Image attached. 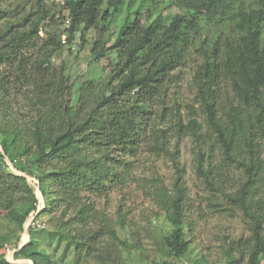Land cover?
Listing matches in <instances>:
<instances>
[{
	"label": "trees",
	"instance_id": "16d2710c",
	"mask_svg": "<svg viewBox=\"0 0 264 264\" xmlns=\"http://www.w3.org/2000/svg\"><path fill=\"white\" fill-rule=\"evenodd\" d=\"M28 2L0 0V18L6 22L0 28V65H16L23 75L27 71L24 80L34 87L30 126L0 118V169L7 168L8 157L19 172L38 181L43 201L27 228V243L16 247L13 259L58 264L38 246L40 237L53 233L66 247L88 255L104 230L110 238L107 248L117 243L131 255L135 244L121 239L115 228L125 230V217L119 213L117 222L106 219L89 198L117 185L127 175L125 157L147 144L155 154L169 156L175 170L172 187L155 180L152 195L171 226L163 236L161 251L167 260L162 264H182L191 240L178 149H169L166 130L150 122L149 115L167 77L195 52L201 59L193 75L195 100L223 160L243 173L234 194L223 193L250 219L251 236L243 244L245 264L264 263V198L257 190V182L264 184V0H174L179 12L168 19L157 7L139 14L131 8L134 0H32L33 10L19 15ZM125 5L126 14L118 22ZM89 31L95 33L91 43ZM62 34L70 46L76 39L80 48L89 45L95 62L114 55L113 69L99 81L97 94L93 82L87 83L73 102L68 74L63 66L56 72L52 64L63 48ZM36 48V59L29 63L27 53ZM7 83L0 79V93L6 92ZM175 116L176 133L195 142L196 171L211 186V172L203 168L202 124L193 110L185 125L178 111ZM9 176V182L0 177V209L10 210L23 229L37 211L38 200L25 177L11 171ZM57 208L60 215L53 230L36 227L39 216H51ZM96 221L99 228L93 230L90 224ZM240 242L235 244L239 247ZM106 256L111 264H121L116 254L107 251ZM227 258L228 264H240L231 253ZM0 264L13 263L0 254ZM188 264L208 262L201 257Z\"/></svg>",
	"mask_w": 264,
	"mask_h": 264
},
{
	"label": "rangeland",
	"instance_id": "374dc122",
	"mask_svg": "<svg viewBox=\"0 0 264 264\" xmlns=\"http://www.w3.org/2000/svg\"><path fill=\"white\" fill-rule=\"evenodd\" d=\"M173 2L174 0H134L131 8L132 10L138 9L139 14H144L146 11L157 7L165 19H168L179 12ZM31 3L32 0L23 6L24 9L19 10V15L33 10ZM8 6L7 3L6 8ZM126 6L123 7L118 22L126 14ZM5 23V20L0 18V28ZM116 29L117 24H113L112 30L115 31ZM39 35L41 38L44 37L43 31H40ZM87 36L91 43L95 33L89 31ZM113 39L114 36L111 42ZM69 47L63 46L61 52L52 58V64L56 72L61 66L64 67L72 84L71 93L73 102H75L79 87L84 84L93 82L94 93H98L103 82L100 83L99 81L105 80L113 69L114 55H109L100 62H95L90 57L89 45L80 48L79 39H76ZM36 53L37 48L27 53L31 58L29 63H33L36 59ZM200 63V57L192 52L187 55L180 67L170 73L165 81L162 97L156 98L150 105L152 111L149 115L150 122L156 121L155 123L160 124L158 125L159 129L166 130L169 149L175 147L178 149L177 159L181 168V182L186 195L185 221L190 225L189 236L191 240L189 252L182 264H188L191 260L201 257L205 258L208 264H228V253H231L240 264H245L247 256L243 244L251 236L250 219L228 197V195H233L235 189L240 185L243 173L241 168L223 160L221 150L216 144L213 134L207 129L199 104L195 100L196 90L193 85V75ZM16 68V65L11 64L0 65V79L6 83L9 82L6 92L0 93V118L5 117L16 125L28 127L31 116L29 97L34 87L24 80L27 71L24 70L23 75ZM32 75L31 73L30 77ZM161 108L165 109L162 110ZM192 110L197 121L202 124L199 134L204 154L203 168L208 169L209 173L211 172L209 175L211 186L207 185L196 171L197 147L195 142L189 136L178 135L175 130V112H179L185 125ZM161 112L163 114L162 119H157L156 115L161 114ZM147 138L148 135L143 139ZM139 148L133 157H125V160L129 162L127 175L111 190H108L105 195L89 198L90 201L94 202L96 210L100 211L106 219L117 222L119 213L125 217V230H122L119 225H116L115 228L121 239L126 237L135 244L131 255L128 256L123 252L122 247L117 243L115 247L107 248L106 243L110 242V238L105 230L101 233V238L95 241L94 250L88 255L76 253L72 247H66L65 241L59 240L54 233L50 237H40L39 248L47 250L58 264H111L108 255L106 256L107 251L111 256L116 254L121 257V264H162L163 261L167 260L162 255L161 248L163 236L170 232L171 226L165 219L159 205L154 203L152 194L155 188V180L159 185L169 189L172 187L175 170L169 156L164 153L155 154L148 149L147 144H143ZM4 163L7 168L1 167L0 177L9 182L11 180L10 171L15 175L19 173L12 170L11 167L14 165L8 157H5ZM0 166L2 165L0 164ZM14 169L17 170L16 167ZM27 181L36 195V182L29 179ZM257 183V190L260 196L264 198V184H262L263 182ZM216 188L221 189V191H217ZM223 192L228 195L226 196ZM14 196L17 197L15 194ZM42 204L43 201L40 198L39 209L42 208ZM36 215V212L31 213L25 224L33 225L32 221ZM59 215L60 210L57 208L51 216H39L35 225L39 228L44 227L53 230ZM90 227L96 230L99 228V224L96 221L90 224ZM22 240L23 229L18 227L11 211L0 209V254H3L13 264L24 261L10 258ZM237 241H241L239 247L235 244Z\"/></svg>",
	"mask_w": 264,
	"mask_h": 264
},
{
	"label": "water",
	"instance_id": "95a60500",
	"mask_svg": "<svg viewBox=\"0 0 264 264\" xmlns=\"http://www.w3.org/2000/svg\"><path fill=\"white\" fill-rule=\"evenodd\" d=\"M13 171L19 173L18 176H23L25 177L27 180H33L36 182V184H38V181L33 179L32 177H29V176H26L24 175L23 173L21 172H18L17 170L14 169V167H11ZM36 198L38 200V204H39V200L41 198V193H40V190L39 188H37V191H36ZM41 209H39V206L37 207V211H36V214H38L40 212ZM27 228H28V225H26L25 223L23 224V240H22V243L19 245L18 249H21L22 247H24V245L27 243L28 241V234H27ZM15 251L10 255V258H13V255H14ZM7 261L9 262V260L7 259ZM11 263V262H10ZM23 263H28V264H33L32 262L30 261H19V262H16L15 264H23Z\"/></svg>",
	"mask_w": 264,
	"mask_h": 264
},
{
	"label": "built area",
	"instance_id": "2783aa9c",
	"mask_svg": "<svg viewBox=\"0 0 264 264\" xmlns=\"http://www.w3.org/2000/svg\"><path fill=\"white\" fill-rule=\"evenodd\" d=\"M68 23H69V21H67V25H66V27H68ZM60 41H61V44H62L63 46H66V47L70 48V47H69L70 45L67 44V35H66V34H62V35H61V37H60ZM72 49H73V46H72Z\"/></svg>",
	"mask_w": 264,
	"mask_h": 264
}]
</instances>
